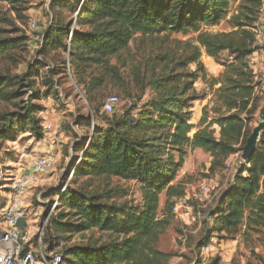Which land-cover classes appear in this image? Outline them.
<instances>
[{
    "label": "rangeland",
    "instance_id": "rangeland-1",
    "mask_svg": "<svg viewBox=\"0 0 264 264\" xmlns=\"http://www.w3.org/2000/svg\"><path fill=\"white\" fill-rule=\"evenodd\" d=\"M82 1L27 0L25 3H9L0 0V44H9L8 48L0 52V86L5 96L0 97V210L8 203L6 183L10 178L28 172L38 156L54 152L56 163L51 170L31 174V186L26 192L24 206L31 219L30 235L41 234L43 245L48 250L56 249L59 252L73 245L105 241L110 236L108 232L92 229L74 233L67 240L63 239L67 235L57 239L52 222L57 218L64 220L63 214L68 211L59 200L61 194L77 190L127 209H134L141 204L138 182L123 181L112 176L87 179L77 175L76 168L83 151L93 142V138H98V132L107 129L109 122L119 118L126 109L135 117L146 115L153 109L152 102L168 88L180 90L189 83L192 84L189 94L198 96L192 101L190 109L189 122L194 125L189 132L191 136L198 127L203 107L208 106L210 110L215 106L214 91L218 85L211 88L210 82L223 71L221 62L227 57V52H222L218 60L209 57L204 48L199 46L202 69L197 70L195 63L185 61L186 55L174 43L175 40H190L198 45L193 40L195 34L136 33L124 49L109 57L108 68L113 71H108L107 67L103 69L104 63L84 67L81 75L84 83L99 73L104 81L92 90L94 97L90 108L70 77L72 68L68 42L71 37L69 34L67 37L64 35L65 38L61 37L68 29L72 34V31L87 28L77 22L76 11ZM239 2L231 0L225 20L218 26L206 27L204 30L210 33L230 31L228 20L236 13ZM263 13L264 0L256 25L260 23ZM85 15L81 14L82 17ZM58 27L62 28L55 33ZM47 29L52 35L48 42L43 40ZM256 46L247 61L256 74V80L260 82L264 96V46ZM190 72H195L194 82L188 76ZM109 94H117L121 99L115 113L111 115L105 114L100 105L101 100ZM27 102L29 105L26 106ZM39 106L42 110L36 111L35 107ZM26 109H30L29 115L40 118L43 132L40 140L31 136L29 127L18 131L21 126L16 116ZM213 115L209 112V120ZM263 118L262 106L248 123V131L251 132ZM149 125L153 124L149 122ZM211 128L218 132L216 125ZM153 130L137 133L140 137L153 138L149 140L152 145H161L159 151L163 152L164 159L179 162L177 152L167 148L164 128L158 127L156 133H152ZM241 153L242 150L230 155L223 168L212 172L208 153L184 149L175 183L186 182L185 197L174 199L175 210L172 209L170 222L156 245L174 254L169 264H191L199 256L198 240L204 238L212 226V222L205 218L221 191L231 185L238 166L245 162ZM201 183L209 186L208 191L201 190ZM164 200L165 195L161 194L160 211ZM208 239H203L202 246ZM213 258H218L216 264H264V230L246 231L245 225H241L226 238L215 235L207 264Z\"/></svg>",
    "mask_w": 264,
    "mask_h": 264
},
{
    "label": "trees",
    "instance_id": "trees-1",
    "mask_svg": "<svg viewBox=\"0 0 264 264\" xmlns=\"http://www.w3.org/2000/svg\"><path fill=\"white\" fill-rule=\"evenodd\" d=\"M230 1L83 0L80 3L76 11L77 22L87 28L72 31V34L68 29L61 37L68 34L71 37L68 42L70 77L90 108L94 97L92 90L104 81L99 73L84 83L81 80L84 67L104 63L103 69L107 67L108 71H113L108 68L109 57L124 49L136 33L195 34L193 40L198 45L190 40H175L174 43L186 55L185 61L195 63L197 70L202 69L199 46L209 57L218 60L222 52H227V57L221 62L223 71L210 82L211 88L218 85L214 91L215 106L210 110L208 106L203 107L198 127L191 136L189 132L194 125L189 122L190 109L198 96L189 94L192 89L189 83L180 90L168 88L152 102L153 109L146 115L135 117L126 109L119 118L109 122L107 129L97 131L98 138H93L83 151L76 168L77 175L87 179L112 176L138 182L141 204L127 209L77 190L61 194L59 200L68 211L63 214L64 220L57 218L52 222L57 239L67 235L63 238L67 240L74 233L92 229L108 232L110 236L105 241L87 242L58 251L60 264H169L174 254L156 245L170 222L174 199L185 197L186 182L175 183L184 149L208 153L212 172L223 168L230 155L242 150L251 133L248 123L256 111L264 107L260 82L247 61L257 47L254 30L262 0H240L236 13L228 20L230 31L210 33L204 30L225 20ZM82 13L86 15L82 17ZM61 28H55V33ZM51 36L47 29L43 40L48 42ZM8 47L7 43L0 44V52ZM188 76L194 82L195 72ZM0 97H5L1 86ZM105 97L100 102L101 109ZM35 108L36 111L42 110L40 106ZM102 111L111 115L116 109L112 113ZM29 112L30 109H26L16 116L21 126L18 131L29 127L31 136L40 140L43 137L40 118L29 115ZM209 112L214 114L210 120ZM149 122L153 125L150 126ZM214 125L218 127L217 133L211 128ZM160 126L164 128L168 150L177 152L179 162L164 159L163 152L159 151L161 145H152L149 140L153 138L140 137L137 133L153 129L152 133H156ZM161 194L165 195V200L160 211ZM208 215L212 218V226L206 231V236L198 240L199 250L211 234L226 238L241 225H245L246 231L264 230V127L252 155L238 166L231 185L221 191ZM199 250V256L192 264H200ZM217 260L213 258L208 264H216Z\"/></svg>",
    "mask_w": 264,
    "mask_h": 264
},
{
    "label": "built area",
    "instance_id": "built-area-1",
    "mask_svg": "<svg viewBox=\"0 0 264 264\" xmlns=\"http://www.w3.org/2000/svg\"><path fill=\"white\" fill-rule=\"evenodd\" d=\"M254 31L256 44L264 46V13ZM262 80L264 81V73ZM120 101L118 95L109 94L103 100L102 109L106 113H112ZM55 163L54 152H47L36 158L28 172L16 174L6 183L9 199L5 207L0 210V264H60L61 254L57 250H48L43 245L41 234L30 235L29 214L26 212L23 200L30 186L31 174L51 170ZM200 188L208 191L209 186L201 183ZM172 209L175 210L174 207ZM20 218H25L22 229L16 225ZM206 219L212 222L210 215H207ZM213 242L215 235H211L202 247L200 264H207Z\"/></svg>",
    "mask_w": 264,
    "mask_h": 264
},
{
    "label": "water",
    "instance_id": "water-1",
    "mask_svg": "<svg viewBox=\"0 0 264 264\" xmlns=\"http://www.w3.org/2000/svg\"><path fill=\"white\" fill-rule=\"evenodd\" d=\"M88 115H89V118H91L90 109H89ZM263 127H264V118L257 126H255L252 129L250 135L247 137L245 145L243 146L242 153H241V158L243 160L246 161L252 155L255 149L257 140H258L259 133ZM16 225L18 228L22 229L23 226L25 225V218L18 219Z\"/></svg>",
    "mask_w": 264,
    "mask_h": 264
},
{
    "label": "bare ground",
    "instance_id": "bare-ground-1",
    "mask_svg": "<svg viewBox=\"0 0 264 264\" xmlns=\"http://www.w3.org/2000/svg\"><path fill=\"white\" fill-rule=\"evenodd\" d=\"M31 181H32V179H31ZM31 186V185H30ZM29 186V187H30ZM23 200H24V202H25V199H24V196H23ZM29 224H31V219L29 218Z\"/></svg>",
    "mask_w": 264,
    "mask_h": 264
},
{
    "label": "crops",
    "instance_id": "crops-1",
    "mask_svg": "<svg viewBox=\"0 0 264 264\" xmlns=\"http://www.w3.org/2000/svg\"><path fill=\"white\" fill-rule=\"evenodd\" d=\"M80 95L82 96V93H80ZM82 97H83V96H82ZM24 197H25V196H24ZM25 198H26V197H25ZM25 198H24V199H25Z\"/></svg>",
    "mask_w": 264,
    "mask_h": 264
}]
</instances>
